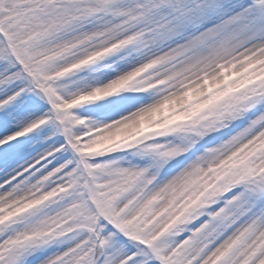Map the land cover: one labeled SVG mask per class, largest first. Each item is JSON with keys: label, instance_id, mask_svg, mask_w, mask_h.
I'll list each match as a JSON object with an SVG mask.
<instances>
[{"label": "snow or ice", "instance_id": "snow-or-ice-1", "mask_svg": "<svg viewBox=\"0 0 264 264\" xmlns=\"http://www.w3.org/2000/svg\"><path fill=\"white\" fill-rule=\"evenodd\" d=\"M0 264H264V0H0Z\"/></svg>", "mask_w": 264, "mask_h": 264}]
</instances>
